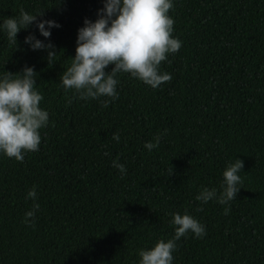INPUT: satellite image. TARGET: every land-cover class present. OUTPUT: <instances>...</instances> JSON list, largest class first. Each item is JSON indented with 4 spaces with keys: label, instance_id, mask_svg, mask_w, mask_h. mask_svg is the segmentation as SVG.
<instances>
[{
    "label": "trees",
    "instance_id": "obj_1",
    "mask_svg": "<svg viewBox=\"0 0 264 264\" xmlns=\"http://www.w3.org/2000/svg\"><path fill=\"white\" fill-rule=\"evenodd\" d=\"M0 264H264V0H0Z\"/></svg>",
    "mask_w": 264,
    "mask_h": 264
}]
</instances>
